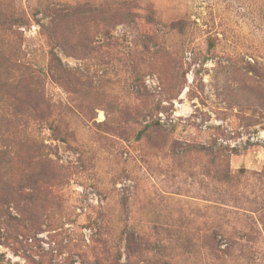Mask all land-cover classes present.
I'll use <instances>...</instances> for the list:
<instances>
[{"label":"rangeland","instance_id":"rangeland-1","mask_svg":"<svg viewBox=\"0 0 264 264\" xmlns=\"http://www.w3.org/2000/svg\"><path fill=\"white\" fill-rule=\"evenodd\" d=\"M0 264H264V0H0Z\"/></svg>","mask_w":264,"mask_h":264}]
</instances>
